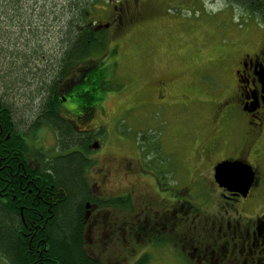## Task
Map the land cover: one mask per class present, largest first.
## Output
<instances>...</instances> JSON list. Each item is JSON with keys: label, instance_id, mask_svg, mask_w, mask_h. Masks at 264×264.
<instances>
[{"label": "flooded vegetation", "instance_id": "flooded-vegetation-1", "mask_svg": "<svg viewBox=\"0 0 264 264\" xmlns=\"http://www.w3.org/2000/svg\"><path fill=\"white\" fill-rule=\"evenodd\" d=\"M144 8L143 0H123L111 6L105 15L107 19L100 25L86 14L85 23L90 29L104 33V50L69 66L53 86L52 104L43 105L38 98L27 108L9 105L6 91L0 87L4 106L0 115V204L4 207L9 201H16L24 222L22 204L27 172L38 177L37 173L54 174L75 165L91 197L82 207L85 233L92 223L103 224V236L106 225L119 224V228L115 227L117 239L127 241L128 255L133 260L130 264H148L150 256L144 251L149 246L169 247L175 258L193 260L192 264H264V167L257 153L264 140L263 48L242 56L232 74L233 92L215 106L212 104L218 125L239 114L243 117V131L236 128L238 139L233 141L228 140L234 129L231 128L226 138L209 137L208 142L197 144L194 168L187 175L176 162L167 163V159L153 155L152 141L146 138L131 148L134 151L141 145L138 152H132L133 158L101 153L107 132L103 130L106 123L101 120L105 117L102 101L109 87L107 70L115 63L110 57L117 48V42L112 40L127 34L134 25H142ZM28 28L29 33H36L32 26ZM110 43L113 45L106 49ZM31 46L38 47L37 43ZM172 83L157 80L151 96L143 98L139 107L180 105L185 100L183 96L177 100L169 97ZM24 111L29 112L25 118ZM44 112L54 113L60 126L44 122ZM9 124L16 130L15 148L9 146ZM41 131L52 136L53 148L40 145ZM207 144L209 147L205 148ZM221 149L226 151L224 156ZM73 154L77 155L75 162ZM222 162H238L251 168L253 181L245 196L236 192V187L221 186L216 181L215 167ZM36 189L40 192L43 186ZM90 256L102 264H114Z\"/></svg>", "mask_w": 264, "mask_h": 264}, {"label": "rangeland", "instance_id": "rangeland-1", "mask_svg": "<svg viewBox=\"0 0 264 264\" xmlns=\"http://www.w3.org/2000/svg\"><path fill=\"white\" fill-rule=\"evenodd\" d=\"M72 1L75 0H24L20 8L12 11L14 26L0 25V87L6 88L12 102L18 95L24 98L31 94L36 85L34 80L41 79L46 62L40 60L45 61L54 54L52 46L61 41L65 22L72 16L68 7ZM122 1L84 2L89 7L88 18L100 25L107 19L105 15L111 6ZM143 2L144 23L134 25L127 34L112 40L117 42V48L110 57L115 63L107 70L109 87L102 101L105 117L101 120L106 123L103 130L108 134L106 132L104 136L106 143L101 153L133 158L132 152H138L141 145H137L138 150L131 148L146 138L152 141L153 155L167 159V163L176 162L187 175V171L194 168L197 144L208 142L209 137L226 138L231 128L234 129L228 140L233 141L238 139L237 129L243 131V117L239 114L218 125L212 104L215 106L233 92L232 74L242 56L264 49V24L230 0ZM34 4L46 6L48 14H42ZM32 19L40 28L31 34L27 27L22 34L18 29L20 26L17 27L18 21L26 23V27ZM11 40L16 41L12 44ZM36 43L38 47L31 46ZM35 54L40 55V60L34 58ZM28 58H34L36 62ZM35 68L40 73L34 71ZM161 79L173 82L169 97L177 100L178 96H183L185 100L176 107H139L138 103L151 96L152 88ZM210 100L211 105H208ZM24 114L25 118L29 112L24 111ZM43 133L41 131L40 145L53 148L52 136ZM36 145L39 146V142ZM221 150V156H224L226 151ZM257 153H260L264 167V140ZM98 156L100 154L93 158ZM101 227L102 223L87 227L88 253L106 263L130 264L133 260L128 255L127 241L117 239L115 227L119 228V224L106 225L104 236L100 234ZM122 228L125 229L124 225ZM146 250L144 252L150 256L148 264H192L193 261L175 258L169 247L151 249L149 246ZM0 264L7 262L0 258Z\"/></svg>", "mask_w": 264, "mask_h": 264}, {"label": "trees", "instance_id": "trees-1", "mask_svg": "<svg viewBox=\"0 0 264 264\" xmlns=\"http://www.w3.org/2000/svg\"><path fill=\"white\" fill-rule=\"evenodd\" d=\"M23 1L0 0V25L8 24L7 28L14 26L15 22L11 20L14 14L12 11L20 8V3ZM84 1L75 0L69 4L72 16L65 22L63 28L66 30L61 35L60 44L52 46L54 54L45 61L40 60V55L35 54L34 58L46 63L43 65L45 72L41 75V79L34 80L36 85L31 94L24 98L18 95L15 102L7 97L9 105L20 104L27 108V105L29 106L38 98L43 105L52 104L53 86L59 77L66 74L69 66L83 59H91L99 51L104 50V46L101 47L104 38L106 41L104 33L93 31L87 25L88 23H85L89 7L86 4L88 1L86 3ZM230 1L242 6L264 24V0ZM36 9L41 10L44 15L48 14L46 6L37 7L36 4ZM18 23L17 27L20 26L18 28L20 31L29 26H32L35 31L40 28L33 19L26 27H24L26 23L22 21ZM15 41L11 40V43ZM65 42L67 45L63 44ZM34 58L32 60L28 58V60L36 62ZM34 71L40 73L37 68ZM2 89L6 91V88ZM6 95L9 96L7 92ZM2 107L4 106L1 104L0 97V115ZM9 111H11L10 108ZM42 115L44 122L52 126H60L54 113L44 112ZM8 132L11 137L9 146L15 148L18 138L15 135L14 125L9 124ZM62 146L64 147L65 144ZM24 148L27 151L26 144ZM76 156L73 154V162L77 159ZM37 174L38 177L29 172L26 175L27 188L22 204L24 222H21L18 209L20 204L16 201H9L4 207L0 204V258L7 264H102L86 252L87 242L85 225L82 222V207L85 201L91 200V197L83 186L78 166L73 165L68 171L56 170L54 174ZM37 186H43V189L38 192Z\"/></svg>", "mask_w": 264, "mask_h": 264}, {"label": "water", "instance_id": "water-1", "mask_svg": "<svg viewBox=\"0 0 264 264\" xmlns=\"http://www.w3.org/2000/svg\"><path fill=\"white\" fill-rule=\"evenodd\" d=\"M215 179L221 186L236 187V192L245 196L251 187L253 173L247 165L238 162H222L215 167Z\"/></svg>", "mask_w": 264, "mask_h": 264}]
</instances>
